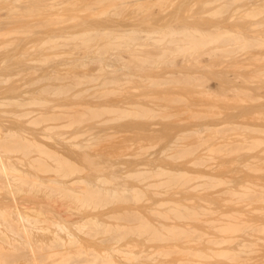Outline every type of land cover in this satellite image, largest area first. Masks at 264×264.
<instances>
[{
	"label": "bare ground",
	"instance_id": "obj_1",
	"mask_svg": "<svg viewBox=\"0 0 264 264\" xmlns=\"http://www.w3.org/2000/svg\"><path fill=\"white\" fill-rule=\"evenodd\" d=\"M9 1L11 2V0H9ZM152 1L153 0H47L46 2H44V0H35V2L33 3L32 10L34 11L33 13L37 12V15L34 14V16H32L33 13L31 14V9H30V11H29V9H27V7H26L27 5L25 6L26 8L24 7V9L29 11L30 13L28 12V14H31V16L26 14V12H23V13H25L24 15H28L29 18L31 17L32 19H35V20L41 19L39 22H36V23L34 22L35 28H37V30H38V28H41L40 29V31H41V30H44L43 28H45L44 26L46 25L47 27L45 28V31L47 29V32L45 35H44L45 32L43 33V35L45 37L43 35H42L43 37L40 35V39H38L39 37H37V39H33L32 41L29 37V34H31L30 30L28 31V32H30L28 34V36H26L27 34L24 35V36L28 37V39H30V41H28L30 43H28L27 45L28 46L31 45L33 47H36L37 51L36 50H34L35 52L31 51L33 53V55H34V53H35V55L36 54L38 55L37 58H35V57L33 58L30 55L28 56V54H26L29 52H26L24 59L29 60V59H38L39 58L42 61H43V59H45V57H46V60H48V59H65V61H63L61 64H63L64 62L66 64V62H68L67 64H71L72 66L75 65L74 66L75 70L73 69V67H72L73 70L71 69L73 72H71V70H70L71 66L70 67L66 66V68L64 67L66 70L64 68H62V69L64 71H67V68H68V70L71 72L70 75L71 74H72L71 76L74 75L73 77L76 78V80L79 77V79H78L79 82L77 80V83L73 77H72L73 80L71 78V80L74 82L75 86L73 85V82L72 83L70 82V83H71V86L73 85L72 88H77L79 90L78 92L81 94V96L83 95V98H84V95L86 98L88 97L87 95H89V97H90V95L92 96V93L94 95L96 94V96L98 94V95H100L98 97H101V96H103V94L101 95L99 93H102L103 89L105 87L107 90L109 88V91H111L113 87H120L121 89L119 88V90L122 91L125 89V88L122 89V87L124 86V83H125V82L123 83V80L125 78H129V77L132 78V76H134V74H136V75L140 74L139 76H142V78H140L138 76H136V77H138L137 79L139 81L141 79L143 80V83H141V85H139V86H141L145 90V91L143 90L144 92L150 93L149 90L152 87V89L155 90V94L157 95V93H159V89H158L159 87L156 88L158 90V92H157V90L154 88V86L157 87V84H159V86H160L161 83L168 80V79H166L164 81L163 79H161L163 82L161 81V83L160 82L158 83L156 78L163 74L161 72V67H163V66L166 67V64H167V66H169V64L178 65L177 60L174 62L175 59H181V60L182 59H187V60L189 59V64L193 67L192 68L188 64V66H190L189 75L192 74L191 68H192V70L195 68L193 71L195 72V75H196L195 70L197 68H199V66L206 65L205 69L209 67V66H207V63L210 60H208L207 63L205 62L206 64L201 63L202 59L200 57H201V55L203 56V54L205 55L206 53L210 55L211 58H209V59L214 58L213 60L216 59L215 61H217V59H218V61L220 59H222L219 62L217 61L216 63H215V61H212L211 63L212 64L214 63V65L216 64L215 66L220 64L221 66L224 67V65L226 66L225 63L229 61V62H233V65L236 67L235 69L240 70L241 68H238L239 63H237L238 65H236V63H234V60L236 61V60L240 59L241 57L243 58V59L241 58L242 60H245L244 55H246V54H247L246 56H250V57L252 56L253 58L257 57L256 56L257 54H254V52L251 53V50L258 45L264 44V0H156V1L154 0L156 3H154V1L153 2ZM20 2H23V1L20 0L19 3ZM24 2L30 3L28 0H24ZM13 3L14 2H12V5H13ZM6 5H7V3H6ZM4 6H0V7H4ZM7 6H9V5H7ZM17 6L19 7L20 5L18 4ZM42 7L47 8V10L44 8V10H46V11L45 12L42 11L43 13H40L41 9H43ZM5 8H7V7H5ZM14 9H18V8L15 6ZM37 9L39 11H36ZM20 10L25 11L22 9H20ZM10 11L11 10H9V13H10ZM18 11L19 10H17V13H18ZM14 12H16V11L14 10ZM165 12H166V15H164ZM9 13H8V15H9ZM11 13H13V12H11ZM38 13L41 15L43 14V16H39ZM158 13H160V14H158ZM20 14H21V12L19 13V16L16 14V17L13 15H10L9 17H11V16L14 17L15 18L14 22H18V21H20L19 18L20 17L22 18V15L20 16ZM6 16L7 15H5L4 18H6ZM44 16H46V17H44ZM2 17H0V18H2ZM28 17H26V19ZM43 17H44V19H43ZM17 18H18V20H17ZM10 19H12V18H10ZM23 19H25V18L24 17L22 18L23 23H22V21L20 22L22 25L26 21V19L25 20H23ZM27 21H30V20L28 19ZM8 22H10V21H8ZM32 22H30V23L27 22L25 24V26H27L28 23H29L28 26L29 25L34 26V24ZM43 22L46 24H44ZM40 23H41V25L44 24V25H42L43 27L38 25ZM11 24H13V23H11ZM6 25H9V23L6 24V22H5V26ZM22 25H19L20 28L19 27L18 28L15 27V28H17L18 30H21V28L23 27L21 34H23V33L25 34L28 30L27 29L28 26L24 27ZM17 29H15V33L18 32ZM34 29L31 28V30H33V32H34ZM37 30H35L34 33H37L36 32ZM40 31L38 30V32L40 34H42ZM17 35H19V34H17ZM10 36H12V35H10ZM21 36L23 37V35H21ZM32 36H35V35L32 34ZM7 37H9V36H7ZM14 37L16 38V36H14ZM15 38H9V39H11V40L13 39V41H14ZM4 40H8V39L5 37ZM21 40H23V39H21ZM26 40H27V38H26ZM36 40H39V41H36ZM35 41L37 43H35ZM227 42L239 44L238 49H236L235 52H232V53L231 52H224V53L220 52L219 50ZM5 44L3 45V48H2V43H1L0 48L3 51H5L4 54H7L6 50H8V49L4 50V48H6ZM12 44H13V42H12ZM16 46L20 47L18 44ZM8 47H9V45H8ZM13 47H15V46H13ZM13 47H11V49ZM15 48H17V47H15ZM27 49H26V51H27ZM32 49H35V48H31L30 50H32ZM18 51H21V50L19 49ZM10 52H9V54H10ZM22 52H24V51H22ZM1 53L2 52H0V54ZM12 53H14V51ZM16 54L18 55V53H16ZM20 54H22V53H19L18 57L20 56ZM239 56H241V57L239 58ZM13 57H15V59H18L17 56L12 55V57H10L9 60L13 59ZM25 57H27V58H25ZM207 57H209V56H207ZM230 57H232V60ZM235 57L238 59L233 60V58H235ZM227 58H229L231 61L228 60ZM112 59H114L116 63L111 62ZM127 59H130V61L127 62ZM22 60H23V58H22ZM22 60H21V62H22ZM41 60H40V63H41ZM107 60H109V61H107ZM240 60H238V61H240ZM257 60H255V62ZM21 62H18V63L20 64ZM38 62H39V60L36 63H38ZM91 62H93V63L95 62L97 65L96 64L92 65L93 68L90 66L91 68L89 69L88 68L89 66L87 67V64L89 65V63H91ZM110 62L114 63V64H112V66H113L112 69H108V68H110L109 66H111ZM180 62L182 63V64L181 63L180 64L183 65V60ZM11 63H12V61H11ZM13 63H15V61ZM33 63H34V61H33ZM33 63H32L31 67L34 66ZM36 63H34V64L36 66L37 65L39 66V64H36ZM73 63H74V65H73ZM221 63H223V64H221ZM23 64H25V63H23ZM23 64H22V66H23ZM26 64L24 65V67L27 68L28 66H26ZM44 64H46V63H44ZM47 64L49 65V63H47ZM50 64H51V66H53L54 63L51 62ZM56 64H58V63H56ZM184 64H185V62H184ZM229 64H231V63H228L226 67H228ZM5 65H11V64L7 63ZM106 65H108V68L106 67ZM214 65H213V67H215ZM220 65H219L218 69H220ZM250 65L252 66V64H250ZM250 65H248L247 67H249ZM3 66L4 65H2V67ZM188 66H187V68H188ZM184 67H186V65H184ZM184 67L182 66V68H184ZM247 67L244 69L249 70L251 68V67L250 68H247ZM76 68L80 71L76 70ZM171 68L172 67L170 66V71L173 72V70H171ZM215 68L217 69V67H215ZM175 69H177V68H175ZM179 69H177V70H179ZM199 69L203 71V69H201V68H199ZM199 69H197V71ZM28 70L29 69L27 68V71ZM185 70H186V68H185ZM208 70H210V69H208ZM56 71H57V69H56ZM75 71H77V73ZM174 71H176V70H174ZM183 71L184 70L182 69L181 72H183ZM202 71H200V73ZM214 71L212 70V72H214ZM249 71H250V72H248L249 74H247L246 70L242 71V69H241V71L236 73L237 75H239V77L242 75V77L246 81L245 85H243L244 82L242 84L240 83L241 86L242 85L243 86H247V85L249 86L251 83V85L254 86V87H252V89H254L256 86L255 81L257 80L255 77L258 78L257 84H259L260 82L262 84H264V67L257 66L254 69V71H253V68H251ZM4 72H6V69L4 70ZM18 72H19V70H18ZM215 72L213 74L218 75L220 73V71H217V72H219L218 74H217V72L216 73ZM240 72H245L246 73L245 76H243L244 74H241ZM221 73L219 74L218 77H221ZM16 74H18V73L16 72ZM166 74H168V73H164V75H166ZM175 74H176V72H175ZM180 74L181 73H179V75H178V73H177L178 77L180 76ZM182 74H184V73H182ZM2 75L6 76L7 73L6 74L3 73ZM187 75H188V73H187ZM187 75H185V77ZM213 76H215V75H213ZM223 76L225 77L224 73H223L222 77ZM233 76H235V74ZM21 77H22V75L19 76V79ZM25 77H27V75ZM173 77H174V75H173ZM191 77H194V73H193V76H191ZM191 77L188 76V79H186L187 78L186 77L185 80H188L186 82L183 80L186 86L189 85V84H187V83H189V80L193 79V78L189 79ZM203 77H205V76H203ZM226 77H227L226 80L229 83V84L227 83V85L231 86L233 84V86H235V84L231 82L234 78L230 81L228 76H226ZM237 77L235 78V81L233 80L234 82H236ZM3 78H4V76H3ZM28 78H29V75H28L26 81L29 80ZM30 78H31L30 80L32 81V76ZM41 78H43V77H41ZM169 78H171V76ZM211 78H212V76H211ZM230 78H232V77H230ZM252 78H254V79H252ZM134 79H136V78H134ZM164 79H165V77H164ZM194 79H195V77H194ZM197 79H198V76H197ZM240 79H241V77H240ZM242 79L240 82L243 81ZM150 80H151V82H150ZM41 81L39 82L37 80V86H39L38 83H40L41 86L45 84L44 82H42L43 84H41ZM45 81L47 82V80H45ZM62 81L64 82V80H62ZM170 81L172 84L173 81L168 80L169 83H170ZM204 81H206V80H204ZM221 81H222V78H221ZM59 82L60 81H58V82L55 81L53 83V81H52L54 86H55V83L58 84ZM63 82H62V86H63ZM174 82H175V80H174ZM174 82H173V85H174ZM179 82H181V81H179ZM198 82H201V81H198ZM52 83H50V84H52ZM65 83H66V85H65ZM65 83H64L65 86L70 84L69 82H68V84H67V82H65ZM201 83H203V82H201ZM201 83H200V85H202L201 88H203L206 85V83L204 86H203L204 83L203 84H201ZM33 84L36 85V82ZM53 84H52V86H53ZM129 84H131L130 81H129ZM138 84L139 83H135V86H138ZM222 84H224V83H222ZM12 85L10 86V89H11V87L12 88L14 87L15 89H17V87H18V89L20 88V86L18 84H17V86H16V84H14L13 86ZM23 85L24 84H22V86H21L22 88H23ZM76 85H77V87H76ZM185 85H182V86L185 87ZM195 85L199 89L200 85L199 84H195ZM41 86H39V87H41ZM60 86H61V84H60ZM127 86L133 89L132 86H134V83H133V85L131 84V85H127ZM139 86L137 88H139ZM174 86H176V85H174ZM218 86L215 85V87H217V88H218ZM233 86H231V87L233 88ZM238 86H235V87H238ZM24 87H26V86H24ZM27 87L29 89L28 85H27ZM39 87H38V89H39ZM124 87H126V85ZM206 87L209 90L212 88V85L207 84ZM235 87H234V89H235ZM257 87L259 88L261 86L259 85ZM58 88H60V87H58ZM66 88H64V89H66ZM68 88H70V87H68ZM101 88H103V89H101ZM110 88H111V90H110ZM188 88H186L187 89L186 91H188V90L190 91V89L192 87L189 89ZM248 88H251V87H248ZM28 89H26V90H28ZM34 89H36V88H34ZM38 89L36 90L37 92L40 90V89L39 90ZM115 89L112 90L111 93L108 92L107 94L112 95V93L113 94H114V92L116 93ZM141 89H139V91ZM170 89H169V91H171ZM182 89H183V87H182ZM74 90L75 89H72V93ZM100 90H101V92H100ZM154 90H151V91L153 92ZM167 90H168V88H167ZM202 90L207 91V89H204V88L201 89V91ZM257 90L258 89L256 88V95H258ZM52 91L54 92V90H51V92L50 91L49 92L52 93ZM69 91H70V89H69ZM127 91L128 90L125 91V93H124L125 95L127 94ZM137 91L138 90H136V92L133 93V95L134 94L136 95ZM147 91H149V92H147ZM172 91H175V90H172ZM183 91H184V94L185 93L188 94V92H185L184 89H183ZM193 91H195V93H196L195 87H193L190 92H193ZM26 92L24 91L23 92L24 94L22 92H20L21 95H20V93H17V95L24 97ZM35 92L34 93L32 92V93L35 94ZM88 92H92V93L89 94ZM104 92H106V91H104ZM130 92H131V90H130ZM162 92H165V91H162ZM210 92L212 93V91H210ZM69 93H71V91ZM141 93H142V90H141ZM146 93H143V95L147 96V98L148 97H150V98H149V100L147 98L144 99V96L141 94V97H143L142 99H144V100L147 99L146 101H144L145 102L144 104L141 105L142 102H139L140 100L138 99L139 100L138 105L142 106V107L141 106L138 107V109H140L142 112L139 110H136V112L138 111L140 115L136 112H133V110H132L134 108V111H135V109H136L135 106L136 107L138 106L136 103L137 99L136 100H134V99L133 100H128V99L125 100L126 98L124 96L125 101L124 102L120 101L121 104H119V100L122 98L119 96V93H118V96L116 95L117 97L120 98L117 102H115V103L119 104L117 106L115 104L113 105L114 102L112 103V105L108 104V103H110L109 100H111V102H112L113 98L108 99L109 102L106 101V99H107L106 95H105L106 98L104 96H103L104 99L101 98L103 100V103L105 101H106V103L108 102L107 105H106V103L104 105L106 107H103L104 113H102V111L98 110L99 109L98 107H102V105H103V103H102V105H101V103H99L101 100H98V97H97V99H96V97H95V99L92 98L93 96L91 98H87V100L92 99L91 101L88 100L89 103H91L93 101V99H94V101L97 100L99 103V105H98L97 103H95L93 101L94 106L97 107V105H98V107H97L98 109L96 108V110H98L99 113H101V114H99L98 111H96L98 113V114L96 113L94 115L96 118L93 117V115L91 114V112H93V111L90 112V110H91L90 108H93L92 103L90 104L91 107L88 106V109L85 108V109L89 110V112L92 116L86 110L85 112L87 113V115L89 114V116L92 117V120H93V118H95L94 119L96 122L95 127L92 126L94 129H97L96 127H99V129H102L98 123L109 122V124H110L113 121L114 122L116 121V123H113V125L114 124L117 125V121H121V120H123V122L129 121V120H127V118L129 119V117H130L129 114L131 116H132V114L133 115L136 114L137 117L141 116V115H142L141 117H143V114H144L143 119H145L146 117H148V118L153 117L152 121H154V119L156 120L157 116H159L158 117L159 119L167 118L166 119L167 123H168V119L171 120V122H169L170 125H167L169 127L167 129H170L171 127L175 128L174 132H173V130L171 132H168V130H167V133L165 131H163L164 134H166L168 137L167 140L164 139L165 135L161 136L162 131H160V130L156 131L157 134L160 133L159 138L160 139L163 138L165 141V145L163 143V147H162L161 141L160 142L157 141L159 138L156 140V138H157L156 137L155 138L156 141L153 138L151 139V137H155L153 135L151 136V134H150V132H153L152 130H150V132L147 131V133H148L147 134L145 129H144L145 127L141 128L142 124H140V123L142 122V120H140V118H138V120L140 121V123H138V124H140L141 127L139 125H136V126H138L141 130L137 129L138 127L136 128V131L132 128L135 126L134 124H137V123H134V124L132 123L134 121L132 118L135 119L136 117H134V116L132 118L130 117V120L132 119L133 121L131 122L132 125H131V123L129 125H131L132 127L128 125V123L130 121L127 122V126H126L127 129H130L129 127H131V130L135 131V134L138 130L140 132L141 131L144 132V135L150 134L149 136L146 135V140H144L147 143L150 142V145H146L147 143L144 142L143 139H140V141H138V142L141 145H142L141 142L143 141L144 146H148V147L151 146V149L155 148L157 150L159 144L157 145V148L154 147L153 145L154 144L156 145L157 144L156 142H158L161 145V146L159 145V147H161V149L159 148L160 149L159 154H158L159 156H157V153H155V156H154V154H153L154 149L151 150L149 147L150 153L152 152L151 154H153V157H155V158H156V156L158 157V158H156L158 161H155V158H152L154 160V162H151L150 158L152 156H151V154L149 155V150H148V152L146 151V149H148V147L147 148L142 147L143 148L142 149L139 146V148H141L139 153L142 154L141 150L142 151L144 150L147 152V154H145L143 157V161L139 162V159H138V157L140 156L139 153H137L139 156H137L136 154L134 156V154H132L131 152H130L131 154H128V152H126V149H129L130 147H132V144L136 142V141L133 142V138H134L133 136H135L138 139L141 136L140 132H137L139 134L137 136L133 135L131 133L130 136L133 135L131 137L132 142L130 141L131 138H128V139H127V137L125 138L126 140H129L130 143H132L130 147L127 146V148L125 147V149L123 148V150H122V148L119 151L116 150V152H119V153H121L120 151H124L123 156H121L122 158L119 156H118L119 158L114 156V159H117V162H120L119 160H122V162L124 163V168H123V166L119 165L124 169V171H121L120 168H119V170L121 172H124L126 174V176H123V175H121V176L130 179L131 181L128 179H127V181L128 182L133 181L132 182L133 184L131 186L129 185L130 187H126L127 185L124 182L126 185L125 187H121V188L119 187L118 189L113 188L111 200L112 201H113V199L115 200V201H113V203L114 202L117 203V201H118V203H120V206H122L123 202H125V203L132 202L131 204L134 206L133 202L138 203L141 201L140 205L137 204L134 206V208L131 205V206H129L130 208L128 207V209H127V210H129L128 211L129 214L131 215V213H132L133 214L132 216L135 217L134 219L136 221H134V219H133V221H134L133 224L135 225V223L136 222L137 223L135 226H133L131 228L128 227L127 230L129 232V234H131V236H130L131 239L128 238L129 243L127 242L128 244H126V247L129 246V248L125 247L126 249H128V251L127 250L123 251V253L127 252V253H129V255L131 254V257L128 256V258H127L128 254L125 253L126 258H123V260L126 259V260H124L125 262L124 261L122 262L119 260L118 263L119 264L120 263H122V264H264V121H262L263 115H262V118L259 115L261 121H259L260 119L258 118V120L255 121L257 123H253V124L247 122L249 119L247 121H246V119H244V117L245 118L249 117L251 115L250 113H254V112L256 113L257 111H260V112L263 111L262 109H264V101L262 100V102H260L261 101L260 100L259 101L260 103H256L251 107H249V106L248 107H241L242 105L241 106L238 105L239 107L235 106L236 108H238L237 112L231 113V109H230V114H229V111H228V113H226V114H229V115H227L228 118L233 119L232 121H237L236 124L242 127V129L239 132L237 131L238 133H236L235 130L234 131L231 130L232 133L235 132L236 134H234V136L232 135L233 137L230 136V138L226 137L227 138L226 142L228 144H230L227 147L226 142L223 143V145L220 143L222 146L218 142H216V146H214L215 144H213V143H214L215 139L217 138L216 141L219 140L218 136H216L214 134H213L214 137H216L214 140H213L214 137L211 134L210 135L212 136V138H210V139L204 138L203 134L206 131V129H203V130H205L203 132L201 126H198L199 129H198V127L195 128L196 125L194 127H193V125L188 126V124L186 125L185 123H183L184 120H182V118L180 120L183 122H181L180 120L178 121V119H175V117L177 115L174 117V116H171L173 114H171V113L168 114L167 112H166V114H168V115H165V112H163V111H165L169 108L168 107L169 105L167 106L165 104H168L171 102L173 103V101H175V100H172L169 98L171 100L170 102L161 103L163 100L160 99L161 101L159 104L155 100L158 96H156V98L153 97V99L155 100V101H153L151 99L153 94L151 93V96H149L148 94L146 95ZM11 94H12V92H11ZM14 94H16V93H14ZM27 94H29V96H30L31 93L28 92V93H26V95ZM33 94H31V95H33ZM172 94H174V93H172ZM190 94H192V93H190ZM212 94H214V93H212ZM216 94H218V93H216ZM259 94H261L260 91H259ZM263 94H264V91H263ZM7 95H8V93H7ZM26 95H25V99H26ZM51 95L53 96V93ZM62 95H63V93H62ZM62 95L60 94L61 97H62ZM72 95H74V94H72ZM139 95H140V93L138 92V96ZM256 95H255V97H256ZM15 96L16 95H14V98H13L11 95L10 97H12V98H9V95H8V99L16 100V98H18V96L17 97H15ZM34 96L36 97L37 95L30 96L29 102H31V99L37 100V98H35ZM52 96H51V100H53L52 98H55V96H58V95L56 94L55 96H53V97ZM68 96H69V94H68ZM160 96H163V95H160ZM23 97H21V99ZM42 97L45 99H43V98L41 100L38 99L39 101H35V103L37 102L36 105H38L39 103L42 104L44 102L43 100H46V97H44V96H42ZM112 97H115V96H112ZM218 97H220V96H218ZM258 97H261V95L260 96L258 95L257 99H258ZM19 98L17 99V101H19ZM86 98H84L85 101H86ZM108 98H110V97L108 96ZM131 98H133V97H131ZM178 99H179V101L181 100L180 98H178ZM221 99H223L224 103L227 101V100L225 101L224 98H221ZM257 99L253 100V98H252L250 100L257 102ZM12 100H10V102H12ZM51 100L48 99L45 101V103H47V101H48L49 105H51L52 104V103L50 104ZM81 100H83V99H81ZM157 100L159 101L158 98H157ZM176 100H177V96H176ZM211 100L213 101V99H211ZM2 101L3 100L0 98V104ZM25 101L27 103H29L27 100H25ZM41 101H43V102H41ZM54 101H51V102H54ZM122 101H123V99H122ZM16 102H15V107L17 104ZM20 102L21 101H19V105H20ZM45 103H43V104H45ZM57 103H59V102H57ZM65 103L66 102H64V104ZM83 103H85V102H83ZM83 103L82 104L78 103V104L83 105ZM86 103H87V101H86ZM175 103L176 102H174L173 104H175ZM212 103L210 102L208 104L210 105ZM23 104L27 105L25 102ZM95 104H97V105H95ZM132 104H135L133 106V108L130 107V105L132 106ZM227 104H229V103L227 102ZM232 104L233 103L231 102V105ZM2 105H3V103H2ZM2 105H1V107L5 106V104L3 106ZM12 105L13 104H11V108H13ZM25 105H24V107L22 105L21 106L23 108H25L24 111H26V112L22 111L21 109H20L21 111H15V112L12 111L11 112L10 109H8L9 113H7L9 117H11L12 113H14V114L16 113L15 115L13 114L14 116L12 115L13 117L19 116L18 117L19 120L16 119V121H13L14 119L12 120L11 118L8 119L10 121H13L14 123L20 122V120L23 121V122L21 121V124L18 123V125H20V127H21V131H22V128L24 127V125L28 124L27 120L32 117L31 115H33V117H34V115H35L34 113L38 110V108L37 109L32 108V106L34 107L35 105H31V107L28 106L29 104L27 106H25ZM53 105H54V103H53ZM39 106H35V107H39ZM41 106H42V108H44V107L47 108V106H44V107H43V105H41ZM213 106H215V104ZM229 106H230V104H229ZM229 106L226 105V107H229ZM26 107H27V110H26ZM28 107L30 108V110ZM65 107L66 106L64 105L62 108L65 109ZM78 107H80V106H78ZM85 107H87V105ZM165 107L167 109H165ZM226 107H224V108H226ZM105 108L109 109V111L107 110V112H110L109 114L105 113L106 112ZM172 109H174V108H172ZM176 109H178V108H176ZM210 109L212 110L213 108H210ZM0 110H1V108H0ZM17 110H18V108H17ZM33 110L35 111L34 113H33ZM211 110H210V112H211ZM79 111H81L80 113L84 112V110L82 112L81 109ZM161 111L164 115H162L161 113H157V112H161ZM218 111H217L219 113L218 117H220L222 115V112L220 115V110H218ZM222 111H224V110H222ZM233 111H235V110H233ZM28 112L30 114H28ZM44 112H46V111H44ZM85 112H84V114H86ZM130 112L131 113L133 112V113L131 114ZM170 112H174V111H170ZM36 113H40V111L38 110V112H36ZM214 113L211 115H214ZM76 114H77V116L79 115L78 113H76ZM84 114L82 115L83 118L80 116L81 117V119H80V117L78 116L79 117L78 119H80L81 122L83 121V123L86 120H87V122L90 121L91 118L89 116H86V115H85L86 116L85 117L86 120H85ZM102 114H104V115H102ZM247 114L249 116L246 117ZM258 114L257 115L252 114V115H254L255 118H257V117H259ZM1 115H2V113H1ZM154 115H155V117H154ZM74 116H75V118H77L76 115H74ZM88 117L90 119H87ZM170 117L172 119L174 117L173 121ZM207 117L209 118L210 114H208ZM213 117L214 116H211L210 118H213ZM215 117H217V113H215ZM253 117H251V118L249 117V118L252 120V119H254ZM2 118H0V119H2ZM148 118H147L148 121L151 120V118L150 119H148ZM203 118L205 119V117H203ZM214 118H213V120H214ZM223 118H225L224 115H223ZM223 118H222V120H225ZM30 120L32 123L33 119H30ZM175 120H177V124H174V126H172L171 123H173V122L176 123ZM185 120H187V118ZM199 120H201V119H199ZM208 120H210V119H208ZM222 120L219 121V123L222 122ZM1 121L2 120H0V122ZM148 121H146V122L148 123ZM152 121H149V123ZM163 121H165V120H163ZM188 121H191V120L188 119ZM211 121H212V119H211ZM13 122H12V125H9V127L13 126V124H14ZM55 122L57 123V120ZM70 122H67V123L71 125L72 123H70ZM90 122L91 123H88L87 126H89V124H93L92 121H90ZM123 122H120L122 124H120L118 122V128L114 126L116 128V130L117 129L119 130V128H121V129L126 128V127L124 128L123 126L120 127V125H123ZM134 122H136V121H134ZM146 122L143 121L144 124ZM158 122L159 121H157V123H155L157 129L154 128L155 125L152 124L153 128L156 130L160 129V126H161V125H157V124H159ZM197 122H200V121H197ZM250 122H253V120ZM74 123L77 124V121L76 122L74 121L73 124ZM208 123L209 122L207 121V124L205 123L203 125L205 127H206V125L208 127H210L209 125H211V124L210 123L208 124ZM229 123H231V122H229ZM232 123L234 125H236L234 122H232ZM15 124L13 126L14 128L12 129L14 132L11 131L9 133H12V134H10V135L8 134L10 137L12 135L14 137L13 133H15V134L19 133V132L21 133V131L19 129H18L19 131L16 130L15 126L17 124L16 125ZM144 124H143V126H145ZM189 124H190V122H189ZM124 125H126L125 122H124ZM152 125H151V127H152ZM199 125H201V124H199ZM234 125L232 126V128L234 127ZM237 125H236V127H237ZM79 126H81V128H82V126H84V125L79 124ZM105 126L109 127V129H107L108 127L105 129L110 130L109 125H105ZM204 126H203V128H204ZM212 126H214V125H212ZM6 127H8V124ZM16 127H19V126H16ZM146 127L149 128V126H147V125H146ZM208 127H206V128H208ZM10 128H12V127H10ZM76 128H78V127H76ZM93 128H91V129H93ZM5 129L6 128L2 124H0V140L1 141L7 135L6 134L3 137V134L5 133V131H7ZM27 129H25V131ZM63 129H64V127H63ZM113 129L114 128H112L110 130V132H108L107 130L106 131L100 130L101 131L100 133L98 132V129H97V133L95 136L100 134V137H101L106 132H108V133H106L107 135H104V138H109V137L111 138L113 136L112 133H116L115 130H114L115 132L114 131L111 132ZM143 129H144V131H143ZM171 129H173V128H171ZM230 129H231V127H230ZM10 130H8V131H10ZM33 130H31V132ZM84 130H86V128H84ZM165 130H166V127H165ZM207 130H208V132H210L209 129H207ZM219 130H222V129L220 128ZM15 131H17V132H15ZM67 131H68V129H67ZM201 131L203 134H201ZM213 131L215 132L217 130H213ZM225 131H227V129ZM22 132L25 133L26 136H27V134L31 133V132L30 133L24 132V128H23ZM44 132L45 131H42V133H44ZM208 132H206L205 137L207 136ZM227 132L229 133V131H227ZM82 133H78V134L81 135ZM92 133L93 132H91V135H92ZM129 133H130V131H129ZM31 134H33V133H31ZM62 134H64V132ZM84 134L87 135L86 133H84ZM157 134H156V136H157ZM186 134H188V135L190 134V135H192V137L187 138L188 135L186 136ZM8 135H7V137H8ZM34 135H36V134H34ZM64 135H66L68 137V134H64ZM88 135H89V133H88ZM91 135H90V137H91ZM108 135H109V137H105ZM110 135H112V136H110ZM210 135L208 133L209 137H211ZM223 135H224V133H223ZM51 136H54V135H51ZM82 136L85 137L83 134H82ZM2 137H3V139H1ZM83 137H81V138H83ZM92 137L94 139V135H92ZM118 137L115 136V139H118ZM147 137H150L151 141L152 140L153 141L152 142L147 141L149 139ZM24 138H25V136H24ZM123 138H122V140H123ZM136 138H134V140H136ZM140 138H142V137H140ZM231 138L233 139L234 142L232 140H229ZM30 139L31 138H29V140H27V141L30 142ZM85 139H87V138H85ZM97 139L99 140L100 138H98V136H97ZM97 139H95V140H97ZM115 139H113V142L111 139V141H110L111 144L113 143V145H114L115 143L117 144L118 141L120 142L119 139L117 141ZM235 139H238V140H235ZM83 140H84V138H83ZM98 140H97V142H99ZM101 140H103V139L101 138L100 141ZM126 140L124 141V143H126ZM181 140L182 141L184 140V141L181 142ZM209 140H210V142L212 141L213 143L212 142L209 143ZM80 141H81V139H80ZM87 141L89 142L91 140L89 139ZM87 141H85V143ZM114 141H115V143H114ZM194 141H196V142H194ZM219 141L224 142L225 139L219 140ZM235 141H237V142H235ZM242 141L245 142L246 146H243L244 144L240 145V143H244ZM246 141H249V142L246 143ZM72 142L75 143V139ZM91 142H93V141H91ZM153 142H155V143H153ZM1 143L2 142H0V145H1ZM32 143L29 145L33 146ZM81 143H84V142L81 141ZM124 143H121L122 146ZM139 143H135V144H139ZM238 143H239V146L235 145ZM111 144H109V145H111ZM177 144H179V145H177ZM35 145H37V144H35ZM127 145H129V144L127 143ZM176 145H177V147H175ZM218 145H220L221 147H219ZM224 145H226V146H224ZM1 146L3 147V145H1ZM1 146H0V183H1L0 185H3V187L5 188V189L4 188L3 189L7 193V194H5L7 196L5 198H8V200L7 199L6 200H7V202L9 201V204H10L9 206L11 208L10 209L11 212L10 211H8V212H10V214L12 215V216L11 215L10 216L16 220V222H15V220H13L15 222V224L18 223V225H16V226L20 227L19 228L20 231L19 230H16V231L21 232V234H22L21 236L23 237V240L28 245L27 249L29 250V255H30L29 258L31 259V262H32V263H30V259H29V263L30 264H41L42 261L41 262L38 261L37 256H36L37 254L34 251V248H33L34 246L32 245L33 243L30 242V238H31V237H29V228H30V219L29 218L30 217H29V215H27V213H26L27 211H26V209L23 208V205L21 206L17 202L18 201L16 198L17 193L15 194L16 191L13 189V185L15 184V181H13V179L15 180V177H16V175H14L13 171L16 170V168L14 166L12 167V165L9 163L8 155L6 154L7 149H2ZM114 146H116V145H114ZM135 146H137V145H135ZM232 146H234V147H232ZM117 147H119V146H117ZM116 149H118V148H116ZM136 149H138V147H136ZM5 150H6V152H4ZM132 150L133 149H131V151ZM110 151H109V153H110ZM137 151L138 150H136V152ZM111 152H113V151H111ZM98 153H100V152H98ZM234 153H236L235 157H233L235 155ZM231 154H233V156ZM110 155H111V153H110ZM115 155L117 156V154H115ZM107 156H106V158H107ZM229 156H230V158H229ZM214 158H216V159L219 158L220 160L216 161V159L214 160ZM96 159H97V157H96ZM136 159H138V161ZM101 161H103V160H101ZM106 161H109V160L107 159ZM115 161L116 160L112 161V159H111V162H115ZM58 162L59 161H57V163ZM92 162L93 161H90V164H92ZM94 163L96 164V161ZM101 163H104V162H101ZM108 163H110V162H108ZM97 164H99V162H97ZM110 170H111V168H110ZM119 170H117L116 172H118ZM113 174H115V173H113ZM116 174H118V173H116ZM123 177L121 178L122 180H123ZM81 180H84V178ZM104 181H105V179H104ZM121 181L119 180V183H121L120 186H124V183ZM82 182L80 180H78V183L75 182L74 186L72 185V187L77 189L76 191L79 193H81L80 190H83L84 187L86 186L85 185L83 187V185L86 181L84 183H82ZM119 183H117V184H119ZM112 184H110V185H112ZM114 184H115V182H114ZM53 185H55V184H53ZM85 189H86V187H85ZM119 190H121V191H119ZM124 192H126V193H124ZM106 193L107 192H105V194ZM102 198H103V200L105 199L104 197H102ZM126 200L127 201L129 200V201L126 202ZM7 204H6V208H7ZM84 205H85V202H84ZM125 205H127V204H125ZM2 209H3V206L1 208V210ZM4 210H5V208H4ZM120 211H121V209L117 211V212H119L118 213L119 215L123 216L125 214L126 217H128L126 219V221L129 220L132 222V220L129 219L130 216H127L129 214H126L127 211L125 209L123 211V213L125 212L124 214L122 213V211L121 212ZM3 213H2V215H3ZM5 214H8V213H5ZM11 217H8V218L10 219ZM32 222H34V221L32 220ZM0 223H2V222L0 221ZM124 224H123V226H124ZM58 225H60V223ZM65 225H67V224H64V226ZM60 227L65 229V227H63V225ZM117 227H119L120 229H123V227L121 228V223H118ZM2 228L5 229L4 227H2ZM14 231H15V229H14ZM125 234H127V232H125ZM125 234H122V235H125ZM119 240H121V239H119ZM119 247L120 246H118V248ZM55 258L56 257H54V259ZM54 261H56V260H54ZM42 264H44V263H42ZM57 264H60L59 259H58Z\"/></svg>",
	"mask_w": 264,
	"mask_h": 264
},
{
	"label": "rangeland",
	"instance_id": "obj_2",
	"mask_svg": "<svg viewBox=\"0 0 264 264\" xmlns=\"http://www.w3.org/2000/svg\"><path fill=\"white\" fill-rule=\"evenodd\" d=\"M19 1L20 0H11V2L8 0H0V6H4V7H0V17H2V18H0V42L2 43V48H3V45L5 44V47L6 48H4V50H6V49H8V50H6V52H7V54H4V52L5 51H3L1 48H0V52H2L1 54H0V98L3 100L2 102H1V104H0V108H1V110H0V118H2V119H0V120H2L1 122H0V124H2L6 129L5 130H10V131H5V133L3 134V137H4V135H10V134H12V133H9V132H11V131H13L12 129L14 128L13 126H14V124L16 123H14L13 121H16V119L17 120H19V116L18 117H13L15 114L14 113H12L11 114V117H9L8 116V114L7 113H9V110L8 109H10V111L12 112H15V111H24L25 110V108H23L24 107V105L25 104H23L24 102L28 105V106H30L31 107V105H35V106H39L41 103H39L38 105H36V103H35V101H39L38 99H42L43 97L42 96H44V97H46V100H48V99H50L51 100V94L53 93V96H55L56 94L58 95V96H55V98H52L53 100H51V101H54V102H51L50 101V104L51 105H49V102L47 101V103H45V101L46 100H43V101H41V102H43V103H45V104H41V105H43V107L44 106H47V108L50 110H48L47 108H42V106L40 105L39 107H33L32 106V108L33 109H37L38 108V110L40 111V113H36V112H38V110L35 112L34 110H33V113L35 114L34 115V117H33V115H31L32 117L30 118V119H33L32 120V123H31V120L30 119H28L27 120V125H24V132H26V133H30L31 132V130H33L31 133H33V134H27V136L25 135V133H23L22 131H23V128H22V131H21V127H20V125H18V123L19 124H21V121L22 120H20V122H17L15 125L16 126H19V127H16L15 126V128H16V130H20L21 131V133L23 134H21L20 132L19 133H13L14 134V137H13V135L10 137L9 135H8V137H7V135L4 137V139H3V137L1 138V139H3L2 141L0 140V142H2L1 143V145H3V147H2V149H7V155H8V160H9V163L12 165V167L14 166L15 168H16V170H14L13 171V173H14V175H16V177H15V180L13 179V181H15V186L13 185V189L16 191H14L15 192V194H16V198H17V202L19 203V205H23V208L24 209H26V213H27V215H29V219H30V228H29V237H31L30 238V242H32L31 244L34 246L33 248H34V251L36 252V256H37V259H38V261L39 262H41L42 261V263H44V264H57V262H58V259H59V263L60 264H119L118 263V261L120 260V261H124V260H126V259H124L123 260V258H126V256H125V253H127V252H125V253H123V251L124 250H127L128 251V249H126V248H129V246H127L126 247V244H128L129 242H128V238H130V236H131V234H129V232H128V227L129 228H131V227H133V226H135L136 225V223H135V225L133 224L134 223V221H136L134 218V216H132L133 214L131 213V215L129 214V210H127L128 209V207L129 206H131L132 204V202H129V203H125V202H123V204H122V206H120V203H118V201H117V203L116 202H114L113 203V201H115L114 199H113V201L111 200L112 199V193H113V188H121V187H125L126 185V187H130L133 183V181L132 182H130L131 180L130 179H128V178H126V177H123V176H126V174L124 173V172H121V171H124V163L122 162V160H119L120 162H117V159H114V156L115 157H117V158H119V157H121V156H123V152L124 151H120L121 153H119V152H116V150L117 151H119V150H121V148H122V150H123V148L125 149V147L127 148V146L128 147H130L131 146V144L132 143H130V141L132 142V136L133 135H139L137 132H140L139 130H141L138 126H136V125H139L140 126V124H142L140 127L141 128H144L145 129V131H146V133H147V131L148 132H150V130H152L153 132H150V134H151V136L153 135V136H155V137H151V139L153 138L154 140H155V138H156V140L160 137L159 135H160V133L159 134H157V132L156 131H162L161 132V136H164L165 135V137H164V139H166L167 140V135L166 134H164V132L163 131H165L166 133H167V130H168V132H171L172 130H173V132H174V127H171V128H173V129H167V128H169L167 125H170L169 124V122H171V120L170 119H168V123H167V121H166V119L167 118H165V119H159L158 117L159 116H157V118H156V120L154 119V121H152L153 120V117L151 118V117H146L145 119H143V117H144V114H143V117H141V116H138L137 117V115L135 114V115H133L132 113L133 112H136V110H139V111H141L140 109H138V107H140L142 104H144L145 102L144 101H146L147 99L149 100V98L150 97H148L147 98V96H145V95H143V93H146V92H144L145 90L141 87V86H139V85H141V83H143V80L141 79L140 81L137 79L138 77H140V78H142V76H139L138 74L136 75V74H134V76H132V78L131 77H129V78H125L124 80H123V83H124V86L126 85V87H122V89H124V90H119V88L120 87H113L112 88V90H114L115 88V91H116V93L114 92V94L112 93V95L111 94H107L108 92H112V90H111V88H110V90L111 91H109V88H108V90L106 89V87L103 89V88H101V89H103V92L104 91H106V92H102V93H99V94H103V96L105 97V95L107 96V99H106V101H108V99H112V102H111V100H109L110 101V103H108L109 105H112V103H113V105L115 104L116 106L117 105H119V104H121V102H124L125 100H136L137 102V105H138V103L139 102H142L141 103V105H138L137 107L135 106V111H134V108H133V106L135 105V104H132V106L130 105V107H132L133 109V112L131 113L132 114V116L129 114V116L132 118L133 116L134 117H136L135 119L134 118H132L134 121H136V122H134L132 119L130 120V117H129V119L127 118V120H129V121H124L125 122V124L126 125H124V122H123V120H121V121H117V125L116 124H114L113 125V123H116V121L114 122H112V123H110L109 124V122H107V123H98L99 124V126L102 128V129H99V127H96L97 129H98V132L100 133L102 130H104L105 128H107L108 126H105V125H109L110 126V130L112 129V128H114L111 132H113L114 130L116 131V133H112L113 134V136L112 135H110V136H112L111 138L109 137V135L108 136H105V137H109V138H104V135H107L106 133H108V132H110V130H107V129H109V127L107 128V129H105L104 131H108V132H104L105 134L104 135H102L101 137H100V134L99 135H97L98 136V138H102L103 140H101L100 141V139L98 140L97 139V136H95L96 135V133H97V129H94L92 126H94L95 127V124H96V122H95V114L97 113L96 111H102V113H104V108L103 107H106V106H104L105 105V103H106V101L103 103V100L101 99V98H103L104 99V97L103 96H101V97H98V96H100V95H98L97 94V96H96V94L94 95L92 92H88L89 94L90 93H92V96L90 95V97H89V95H87L88 97L87 98H94L95 99V97H96V99H97V97H98V100H101L99 103H101V105H102V103H103V105H102V107H98V105H99V103H98V101L97 100H95L94 101V99H93V101L95 102V103H97V104H95V105H97V107L99 108H97L96 106H94V104H93V101L91 102L92 103V106H93V108H90L91 107V103H89V101L88 100H90V99H88L87 100V98L85 97V95H84V98H86V101H87V103H86V101H85V99L83 98V95L81 96V94L78 92L79 90L77 89V88H72V86L74 85V82L72 81L73 80V76H71L70 75V73L71 72H73L72 70L75 68L74 66V63H73V65L74 66H72L71 64H67L68 62H66V64H65V62L63 63V64H61L63 61H65V59H48V60H46V57H45V59H43V61L41 60V59H24V56L26 55V54H28V56L30 55L31 57H35V58H37V54L35 55V53H34V55H33V53L31 52V51H33V52H35L34 50H36V47H33V46H31V45H27L28 43H30V42H28V41H30V39H31V41L33 40V39H37V37H39L38 39H40V35L42 36L43 35V33H44V35L46 34V32H47V29H46V31H45V28L47 27L46 25L44 26L45 28H43L44 30H41L40 31V29L41 28H38V30L42 33V34H40L39 32H38V30H37V28H35V23L36 22H39L40 20L38 19H32L31 17L29 18L28 17V15H30L31 16V14L34 12L33 10H32V7H33V3L35 2V0H28L30 3H28V2H24V0H21V1H23V2H20L19 3ZM47 0H44V2H46ZM154 1V0H153ZM152 1V2H153ZM156 1V0H155ZM154 1V3H156ZM12 2H14L13 3V5H12ZM158 2V1H157ZM6 3H7V5H9V6H7L6 5ZM23 3V4H22ZM20 5L19 7L17 6V5ZM12 5V6H11ZM27 5V6H26ZM29 5V6H28ZM11 6V7H10ZM15 6L18 8V9H14L15 8ZM27 7V9H29V11H30V9H31V14H28V12L29 11H27V10H25L24 9V7ZM5 7H7V8H5ZM13 7V8H12ZM25 7V8H26ZM9 8V9H8ZM43 9H41V11H40V13H43L42 11H46L47 10V8H45V7H42ZM44 8L46 9V10H44ZM20 9H22V10H25V11H21ZM5 12H4V11ZM7 10V11H6ZM9 10H11L10 11V13L11 12H13V13H9ZM14 10L16 11V12H14ZM17 10H19L18 11V13H17ZM36 11H39L38 9L36 10ZM4 12V13H3ZM7 12V13H6ZM21 12V14H20V16L22 15V18L24 17L25 19H26V17H28L27 19H26V21H25V23L22 25L20 22L22 21V18L20 19L18 16H19V13ZM23 12H26V14H28V15H24L25 13H23ZM8 13H9V15H8ZM18 15L17 17L19 18V20L20 21H18V22H14V20H15V18L14 17H9L10 15H13V16H15L16 17V14ZM30 13V12H29ZM34 14L35 15H37V12H35V13H33L32 14V16H34ZM46 14V13H45ZM158 14H160V13H158ZM5 15H7L6 16V18H4L5 17ZM38 15L39 16H43V14L41 15V14H39L38 13ZM164 15H166V12L164 13ZM26 16V17H25ZM47 16V15H46ZM46 16H44V17H46ZM36 17V16H35ZM44 17H43V19H44ZM10 18H12V19H10ZM18 18H17V20H18ZM41 18V17H40ZM9 19V20H8ZM25 19H23V20H25ZM30 20V21H27V20ZM16 20V21H17ZM8 21H10V22H8ZM33 21V22H32ZM5 22H6V24H8L9 23V25H6L5 26ZM27 22H32L33 24H34V26H28V24H27V26H25V24L27 23ZM35 22V23H34ZM11 23H13V24H11ZM22 23H23V21H22ZM44 23V22H43ZM22 25V26H24V27H27V32L30 30V32H31V34H29L30 32H26L25 34L23 33V34H21V31H22V28H21V30H18L17 28L19 27V25ZM32 24V25H33ZM44 24H46V23H44ZM44 24H42V25H44ZM38 25H40V26H42L41 25V23L40 24H38ZM15 27H17V28H15ZM38 27V26H37ZM43 27V26H42ZM20 28V27H19ZM31 28H35L34 29V32H35V30H37L36 32L39 34H37V33H34L33 32V30H31ZM15 29H17V31L18 32H16L17 34H19V35H17L16 33H15ZM10 30V31H9ZM9 31V32H8ZM14 31V32H13ZM15 33V34H14ZM14 34V35H13ZM27 34V35H26ZM28 34H29V37H30V39H28V37H26V36H28ZM32 34H34L35 36H32ZM6 35V36H5ZM10 35H12V36H10ZM21 35H23V37L21 36ZM24 35H26V36H24ZM38 35V36H37ZM43 35V36H44ZM7 36H9V37H7ZM14 36H16V38L14 37ZM33 38H32V37ZM42 36V37H43ZM5 37L8 39V40H4L5 39ZM27 38V40H26V38ZM41 37V38H42ZM45 37V36H44ZM9 38H15L14 39V41H13V39L11 40V39H9ZM21 39H23V40H21ZM16 40V41H15ZM4 41V42H3ZM6 41V42H5ZM36 41H39V40H36ZM35 41V43H37ZM12 42H13V44H12ZM34 42V41H33ZM1 43H0V45H1ZM26 43V44H25ZM34 43V44H35ZM19 45L20 47H18V46H16V45ZM8 45H9V47H8ZM12 45V46H11ZM33 45V44H32ZM13 46H15V47H17V48H15V47H13ZM36 46V45H35ZM1 47V46H0ZM11 47H13L12 49H11ZM30 47V48H29ZM238 47H239V44H237V43H231V42H227V43H225L223 46H222V48L219 50L220 52H222V53H224V52H235V50L236 49H238ZM15 48V49H14ZM28 48V49H27ZM31 48H35V49H32V50H30ZM20 49L21 51H18V50ZM26 49H27V51H26ZM11 52H10V51ZM30 50V51H29ZM10 52V54H9V52ZM14 51V53H12ZM22 51H24V52H22ZM37 51V50H36ZM26 52H29V53H26ZM31 52V53H30ZM254 52V54H257L256 56L257 57H250V56H246V55H244V59L245 60H242L243 58L241 57V56H239V58L242 60H240V59H238V58H233V60L234 59H238V60H240V61H238V60H234V63H236V65H238L237 63H239V66H238V68H241L242 69V71H244V70H246V73L247 74H249L248 72H250L249 70L251 69V68H253V71H254V69L257 67V66H260V67H264V44H262V45H258V46H256L255 48H253L252 50H251V53H253ZM16 53H18V55H19V53H22V54H20V58L18 57V55L16 54ZM26 53V54H25ZM38 53V52H37ZM250 53V54H251ZM8 57H7V56ZM12 55L13 56H17L18 57V59H15V57H13V59H11V60H9V58L10 57H12ZM249 55V54H248ZM10 56V57H9ZM27 56V57H28ZM207 56H209V57H207ZM246 56V57H245ZM255 56V55H254ZM27 57H25V58H27ZM42 57V56H41ZM40 57V58H41ZM208 59H207V58ZM8 58V59H7ZM22 58H23V60H22ZM30 58V57H29ZM43 58V57H42ZM201 59H202V61H201V63H207V61L208 60H210L208 63H207V66H209L208 68H206L205 69V66L206 65H202V66H199V68H201V69H203V71L202 70H200L199 68H197V69H199L198 71H197V69L195 70L196 71V75H195V72L192 70V66L189 64V59L187 60V59H182L183 60V65H181L182 63L180 62V61H182L181 59H175L174 60V62L177 60L178 61V65L180 66H178V65H171V64H169V66H167V64H166V67H161V72L163 73L162 75H160V76H158L156 79H157V81H158V83L160 82L161 83V79H163L164 81L166 80V79H168V80H172L173 82H174V80H175V82H174V85H176V86H174L173 85V82H172V84H171V81H170V83L168 82V80H166L165 82H163V83H161L160 84V86H159V84H157V87L156 86H154V88L156 89V88H158L159 89V93H157V95L155 94V90L154 89H152V87H151V89L149 90L150 91V93H146V95L148 94L149 96H151V93L153 94L152 95V97H151V99L153 100V101H155L156 100V102H158L159 104H160V101L161 100H163L161 103H168V102H170L171 100L170 99H172V100H175V101H173V103L174 102H176L175 104H173L172 102L171 103H168V104H165V105H169L168 107V109L165 107V109H167V110H165V111H163V112H165V115H168L169 113H171V114H173V115H171V116H176L175 117V119H178V121L182 118V120H184V122L183 121H181V122H183V123H185L186 125L188 124V126H192L193 125V127L196 125V127L195 128H197L198 126H201L202 127V130L203 129H206V131L205 130H203V132H204V134L202 133V131H201V134H203V137L204 138H208V139H210V138H212V136L211 135H216V136H218V138H219V140H223V139H225V141L224 142H220L219 140L218 141H216L217 140V138L216 137H214V135H213V140L215 139V141H214V143L213 144H215L214 146H216V142H218L219 144L221 143L222 145H223V143H225L226 141H227V138L226 137H229L230 138V136H234V134H236V133H238L241 129H242V127L241 126H239V125H237L236 123H237V121H232L233 119H230V118H228L227 117V115H229L230 114V109H231V113H235V112H237L238 111V108H236L235 106H241V107H251V106H253L254 104H256V103H260V102H262V100L264 101V94H263V91H264V84H262L261 82V84L259 83V84H257L258 82V78L257 77H255L257 80L255 81L256 82V86H255V88L254 89H252V87H254V86H252L251 85V81L249 82L250 83V85L248 86H243V85H245V79L242 77V75L241 74H244L243 76H245V72H240L241 74V79L243 80L242 82H240L241 81V79H240V77H239V75H237L236 73L237 72H239V71H241V69L239 70H237V69H235L236 67L233 65V62H224L225 64H226V66H227V64L228 63H231V64H229V66L228 67H226L225 65H224V67L223 66H221L220 64V69H218L219 68V65H217V66H215L214 65V63L212 64L211 62L212 61H215V60H213V59H209V58H211L210 57V55L209 54H203V56L201 55V57H200ZM231 58V60H232V57H230ZM20 59V60H19ZM228 60H230L229 58H227ZM257 60L256 62H255V60ZM260 59V60H259ZM7 60V61H6ZM9 60V61H8ZM15 61V63L17 64H15V63H13L14 61ZM21 60H22V62L23 63H27L26 64V66H28L27 68L29 69L28 71H27V68L26 67H24V65L25 64H23L22 62H21ZM34 61V63H36L38 60H39V62L38 63H36V64H39V66L37 65H35L34 63H33V61ZM37 60V61H36ZM40 60H41V63H40ZM45 60V61H44ZM51 60V61H50ZM62 60V61H61ZM111 60V59H110ZM126 60V59H125ZM220 60H222V59H220ZM219 60V61H220ZM230 60V61H231ZM11 61H12V63H11ZM26 61V62H25ZM31 61V62H30ZM47 61V62H46ZM59 61V62H58ZM61 61V62H60ZM107 61H109V60H107ZM130 61V59H127V62H129ZM191 61V60H190ZM217 61H218V59H217ZM217 61H215V63L217 62ZM218 61V62H219ZM244 61V62H243ZM18 62H21L20 64L18 63ZM29 62V63H28ZM54 63L53 64V66L55 67H53V66H51V64L50 63ZM111 62H115V60L114 59H112V61ZM110 62V65L112 66V64H114V63H111ZM184 62H185V64H184ZM242 62V63H241ZM7 64V63H9V64H11V65H5V64ZM32 63H33V67H31L32 66ZM44 63H46V64H44ZM47 63H49V65L47 64ZM56 63H58V64H56ZM108 63V62H107ZM116 63V62H115ZM187 63V64H186ZM205 63V64H206ZM22 64H23V66H22ZM91 64V65H90ZM96 63L94 62H91V63H89V65L87 64V67L90 69L91 67L93 68V66L92 65H95ZM188 64L192 67L191 68V71H192V74L191 75H189V70H190V66H188ZM194 64V63H193ZM200 64V63H199ZM212 64V65H211ZM218 64V63H217ZM221 64H223V63H221ZM250 65V64H252V66L250 65L249 67H247L248 65ZM2 65H4L3 67H2ZM21 65V66H20ZM45 67H44V66ZM57 65V66H56ZM65 65V66H64ZM97 65V64H96ZM184 65H186V67H184ZM213 65L215 66V67H217V69L215 68V67H213ZM247 65V66H246ZM257 65V66H256ZM49 66V67H48ZM62 66V67H61ZM66 66L67 67H70V70L72 69V67H73V69L71 70V72L68 70V68H67V71H64L62 68H66ZM91 66V67H90ZM111 66H109L110 68H108V65H106V67L108 68V69H112L113 68V66L111 67ZM170 66L173 68H171V70H173V72L172 71H170ZM178 66V67H177ZM182 66L184 67V68H182ZM187 66H188V68H187ZM197 66V65H196ZM212 66V67H211ZM48 67V68H47ZM57 67V68H56ZM116 67V66H115ZM203 67V68H202ZM250 68L249 70H247V69H244V68ZM2 68V69H1ZM47 68V69H46ZM64 68V69H65ZM78 68V67H77ZM76 68V70H78ZM81 68V67H80ZM79 68V69H80ZM175 68H177V69H183L184 71L183 72H181L182 71V69L179 71V70H177V69H175ZM185 68H186V70H185ZM6 69V72H4V70ZM25 69V70H24ZM56 69H57V71H56ZM208 69H210V70H208ZM2 70V71H1ZM18 70H19V72H18ZM61 70V71H60ZM66 70V69H65ZM75 70V69H74ZM174 70H176V71H174ZM208 70V71H207ZM212 70L214 71H220V73H221V77H218L219 76V72H217V74L218 75H216V74H213L214 72H212ZM9 71V72H8ZM18 73V74H16V72ZM64 73H63V72ZM78 71H80V70H78ZM200 71H202L201 73H200ZM211 71V72H210ZM30 72V73H29ZM76 73H77V71H75ZM175 72H176V74H175ZM210 72V73H209ZM215 72V73H216ZM6 74L7 73V75L5 76V75H2V74ZM9 73V74H8ZM25 75H24V74ZM29 73V74H28ZM164 73H168V74H166V75H164ZM172 73V74H171ZM177 73H178V75H179V73H184V74H180V76L178 77V75H177ZM187 73H188V75H187ZM193 73H194V77H195V79H194V77H191V76H193ZM212 73V74H211ZM223 73H224V75H225V79L222 77V75H223ZM17 76H16V75ZM69 74V75H68ZM171 74V75H170ZM202 76H205V77H201L200 75ZM206 74V75H205ZM209 74V75H208ZM235 74V76H233ZM9 75V76H8ZM20 75H22V77L19 79V76ZM27 75V77H28V75H29V82L28 81H26L27 80V77H25ZM76 75V74H75ZM164 75V76H163ZM170 77L171 76V78H169L168 76ZM173 75H174V77H173ZM185 75H187L186 77H185ZM208 75V76H207ZM213 75H215V76H213ZM3 76H4V78H3ZM8 76V77H7ZM16 76V77H15ZM32 76V81L30 80L31 77ZM136 76H138V77H136ZM188 76L189 77H191V78H189V79H192V80H189V83H187V84H189V85H185V83H184V81L186 82V81H188V80H185V78L186 79H188ZM197 76H198V79H197ZM211 76H212V78H211ZM226 76H228V78H229V80L231 81L233 78V80L235 81V78L237 77V80H236V82H234L233 80L231 81L232 83H234L235 84V86H238L240 83L242 84L243 82V85L241 86V84L238 86V87H235V86H233V84L231 85V86H233V88L231 87V86H228L227 85V80H226ZM7 77V78H6ZM18 77V78H17ZM41 77H43V78H41ZM73 77V78H72ZM77 77V76H76ZM136 78V79H134V78ZM163 77V78H162ZM164 77H165V79H164ZM173 77V78H172ZM178 77V78H177ZM209 77V78H208ZM230 77H232V78H230ZM6 78V79H5ZM41 78V79H40ZM71 78H72V80H71ZM178 80H177V79ZM183 78V79H182ZM204 78V79H203ZM211 78V79H210ZM221 78H222V81H221ZM23 79V80H22ZM78 79H79V77H78ZM77 79V80H78ZM132 79V80H131ZM155 79V80H156ZM252 79H254V78H252ZM37 80L40 82L41 80V84H43L42 82H44L45 84L44 85H40V83H38V85L39 86H41V87H39V86H37ZM45 80H47V82L45 81ZM53 81V83L56 81V82H58V81H60L59 83L61 84V86H60V84L58 83H55V86H54V84L52 83V81ZM58 80V81H57ZM62 80H64V82L62 81ZM67 80V81H66ZM71 80V81H70ZM74 80H76V78H74ZM77 80H76V83H77ZM184 80V81H183ZM204 80H206V81H204ZM209 80V81H208ZM224 80V81H223ZM228 80V81H229ZM26 81V82H25ZM50 83H52L53 84V86H52V84H50ZM128 81V82H127ZM129 81H130V83L133 85V83H134V86H135V83H139L138 84V86H139V88H137L138 86H132L133 87V89L132 88H130V87H128L127 85H131V84H129ZM156 81V82H157ZM179 81H181V82H179ZM198 81H201V82H203V83H201V82H198ZM229 81V82H230ZM36 82V85L35 84H33V83H35ZM62 82H63V86H62ZM65 82H67V84H68V82L70 83H72L73 82V85L71 86V83L70 84H68L67 86H65L66 85V83ZM78 82H79V80H78ZM150 82H151V80H150ZM167 82V83H166ZM248 82V81H247ZM27 83V84H26ZM48 83V84H47ZM64 83H65V85H64ZM200 83L201 84H203V86L205 85V83H206V85L208 84V85H212V88L211 89H209L210 91H212V93H214V94H212L209 90H208V88L206 87V85L203 87L204 89H207V91H204V90H202L201 91V89H203V88H201L202 87V85H200ZM216 83V84H215ZM222 83H224V84H222ZM14 85V84H16V86H17V84L20 86V88L18 89V87H17V89H15L14 87L12 88L11 87V89H10V86L11 85ZM22 84H24L23 85V88L21 87L22 86ZM31 86H30V85ZM50 84V85H49ZM168 84V85H167ZM181 84V85H180ZM191 84V85H190ZM195 84H199L200 85V87H199V89L197 88V86L195 85ZM229 84V83H228ZM12 85V86H13ZM27 85L29 86V89H28V87H27ZM33 85V86H32ZM46 85V86H45ZM182 85H185V87L184 86H182ZM215 85L216 86H218V88L217 87H215ZM224 85V86H223ZM255 85V84H254ZM261 86V87H257V86ZM24 86H26V87H24ZM75 86V85H74ZM168 86V87H167ZM173 86V87H172ZM33 87V88H32ZM38 87H39V89H38ZM58 87H60V88H58ZM67 87V88H66ZM68 87H70V88H68ZM76 87H77V85H76ZM182 87H183V89L185 90V92H188V94L187 93H185L184 94V91H183V89H182ZM193 88V87H195V90H196V93H195V91H193V92H190L191 91V89H190V91L188 90V91H186L187 89L186 88ZM234 87H235V89H234ZM245 87V88H244ZM248 87H251V88H248ZM34 88H36V89H34ZM42 88V89H41ZM56 88V89H55ZM64 88H66V89H64ZM130 88V89H129ZM137 88V89H136ZM142 88V89H141ZM167 88H168V90H167ZM171 88V89H170ZM181 88V89H180ZM188 88V89H189ZM198 90H197V89ZM217 88V89H216ZM256 88L258 89L257 90V94L260 96L261 95V97H258V99H257V96L258 95H256ZM26 89H28V90H26ZM36 91L37 89L39 90L38 92L36 91H34V90ZM44 89V90H43ZM64 89V90H63ZM69 89H70V91H71V93H69L70 91H69ZM72 89H75L74 91H73V93H72ZM77 89V90H76ZM119 91H118V90ZM121 89V88H120ZM138 90L137 91V94L135 95H133V93H135L136 92V90ZM139 89H141L142 90V93H141V90L139 91ZM169 89L172 91V90H175V91H169ZM32 90V91H31ZM51 90H54V92L52 91V93H50L51 92ZM61 90V91H60ZM126 90H128L127 91V94L125 95L124 93H125V91ZM130 90H131V92H130ZM144 90V91H143ZM151 90H154L153 92L151 91ZM157 90V89H156ZM182 90V91H181ZM214 90V91H213ZM26 92V93H31V94H33L34 92H35V94H33V95H37L35 98H37V100L36 99H31V102H29V98H30V96H33V95H31L30 94V96H29V94H27L26 95V93H25V95H26V99H25V95H24V97L23 96H20L21 95V93L20 92ZM50 91V92H49ZM121 91V92H120ZM149 91H147V92H149ZM162 91H165V92H162ZM168 91V92H167ZM180 91V92H179ZM199 91V92H198ZM259 91H260V93L261 94H259ZM262 91V92H261ZM11 92H12V94H11ZM33 92V93H32ZM75 92V93H74ZM100 92H101V90H100ZM119 93V96L120 97H122L121 99L119 98V97H117L118 96V93ZM138 92L140 93V97L138 96ZM157 92H158V90H157ZM178 92V93H177ZM210 92V93H209ZM7 93H8V95H9V98H14V95H16L15 97H17L18 95H17V93H20V95L18 96V98H19V101H21L20 102V105H19V101H17V99L18 98H16V100H12V99H8V95H7ZM14 93H16V94H14ZM55 93V94H54ZM62 93H63V95H62ZM69 94V96H68V94ZM131 95H130V94ZM169 93V94H168ZM171 93V94H170ZM172 93H174V94H172ZM190 93H192V94H190ZM202 93V94H201ZM204 93V94H203ZM216 93H218V94H216ZM12 95V97H10L11 95ZM14 94V95H13ZM24 94V93H23ZM60 94L62 95V97L60 96ZM67 96H66V95ZM72 94H74V95H72ZM77 94V95H76ZM79 94V95H78ZM122 94V95H121ZM141 94L144 96V99L145 98H147L146 100H144V99H142L143 97H141ZM7 95V96H6ZM39 95V96H38ZM47 95V96H46ZM71 95V96H70ZM117 95V96H116ZM133 95V96H132ZM160 95H163V96H160ZM172 95V96H171ZM182 95V96H181ZM255 95H256V97H255ZM28 96V97H27ZM50 96V97H49ZM52 96V97H53ZM80 96V97H79ZM108 96L110 97V98H108ZM112 96H115V97H112ZM124 96H125V98H124ZM129 98H128V97ZM156 96H158L157 98L159 99V101L157 100V98H156ZM176 96H177V100H176ZM190 96V97H189ZM207 96V97H206ZM218 96H220V97H218ZM21 97H23L22 99H21ZM58 97V98H57ZM61 97V98H60ZM70 97V98H69ZM131 97H133V98H131ZM135 97V98H134ZM138 97V98H137ZM153 97H155L156 99L154 100L153 99ZM165 97V98H164ZM168 99H167V98ZM172 97V98H171ZM184 97V98H183ZM255 97V98H254ZM32 98V97H31ZM100 98V99H99ZM106 98V97H105ZM118 98V99H117ZM131 98V99H130ZM141 98V99H140ZM170 98V99H169ZM174 98V99H173ZM178 98H180L181 100L179 101V99ZM220 98V99H219ZM221 98H224V100L226 101L225 103H224V101H223V99H221ZM253 98V100L254 99H257V102H255V101H251L250 99H252ZM263 98V99H262ZM43 99H45V98H43ZM58 99V100H57ZM80 99V100H79ZM81 99H83V100H81ZM116 99V100H115ZM120 99V100H119ZM122 99H123V101H122ZM125 99V100H124ZM140 101H139V100ZM161 99V100H160ZM211 99H213V101L210 100ZM10 100H12V102H10ZM25 100H27L29 103H27ZM92 100V99H91ZM90 100V101H91ZM119 100V104L118 103H115V102H117ZM142 100V101H141ZM169 100V101H168ZM261 100V101H260ZM7 101V102H6ZM17 101V102H16ZM24 101V102H23ZM34 101V102H33ZM74 101V102H73ZM79 101V102H78ZM121 101V102H120ZM139 101V102H138ZM251 101V102H250ZM260 101V102H259ZM15 102L17 103L16 104V107H15ZM56 102V103H55ZM57 102H59V103H57ZM64 102H66L65 104H64ZM83 103V102H85V103H83V105H80V104H78V103ZM180 104H179V103ZM183 102V103H182ZM207 102V103H206ZM214 103L215 104V106H213L214 104L212 103V104H208V103ZM227 102L230 104V106H229V104H227ZM231 102L233 103L232 105L234 106H232L231 105ZM249 102V103H248ZM2 103H3V105L5 104V106H3L2 105ZM32 103V104H31ZM53 103H54V105H53ZM69 103V104H68ZM107 103H106V105H107ZM157 103V104H158ZM224 103V104H223ZM247 103V104H246ZM8 104V105H7ZM11 104H13L12 105V107L13 108H11ZM50 106H48V105ZM68 104V105H67ZM78 104V105H77ZM222 104V105H221ZM244 104V105H243ZM1 105L3 106V107H1ZM10 105V106H9ZM23 107H22V106ZM27 105H25V106H27ZM53 105V106H52ZM59 105V106H58ZM66 106L65 107V109L64 108H62L63 106ZM87 105V107H85ZM217 105V106H216ZM226 105L227 106H229V107H226ZM9 106V107H8ZM19 106V107H18ZM56 106V107H55ZM78 106H80V107H77ZM83 106V107H82ZM88 106H90L89 108L91 109L90 110V112L91 111H93V112H91V114L93 115V117H95V118H93V120H92V117H90L89 116V114H90V112H89V110H87L88 109ZM144 106V105H143ZM163 106V105H162ZM173 106V107H172ZM232 106V107H231ZM238 106V107H239ZM41 107V108H40ZM82 107V108H81ZM142 107V106H141ZM180 107V108H179ZM221 107V108H220ZM224 107H226V108H224ZM17 108H18V110H17ZM29 108V107H28ZM60 108V109H59ZM85 108H87V109H85ZM96 108L98 109V110H96ZM171 108V109H170ZM172 108H174V109H172ZM176 108H178V109H176ZM210 108H213L212 110L210 109ZM220 108V109H219ZM21 109V110H20ZM81 109L82 110V112H83V110H84V112L87 110V112H89V114L87 115V113L86 114H84V112L83 113H80L81 111H79V110ZM131 109V108H130ZM207 109V110H206ZM227 109V110H226ZM26 110H27V107H26ZM29 110H30V108H29ZM32 110V109H31ZM48 110V111H47ZM95 110V111H94ZM105 110H106V114H109L110 112H107V110L109 111V109H106L105 108ZM131 110V111H132ZM178 112H177V111ZM210 110H211V112H210ZM218 110H220V115H221V112H222V115L220 116V117H218L219 115V111ZM222 110H224V111H222ZM226 110V111H225ZM233 110H235V111H233ZM263 111H264V109H262ZM2 111V112H1ZM43 111V112H42ZM44 111H46V112H44ZM79 111V112H78ZM99 111H98V113H99ZM169 111V112H168ZM170 111H174V112H170ZM218 111V112H217ZM228 111H229V114H226V113H228ZM263 111H257L256 113L254 112V113H250L251 115L249 116L248 114L246 115V117L247 116H249L250 118L251 117H253L254 115H257L258 113V116L260 115L261 116V118H262V115H263V120L262 121H264V112ZM4 112V113H3ZM24 112H26V111H24ZM31 112V111H30ZM95 112V113H94ZM142 112V111H141ZM166 112L168 113V114H166ZM217 113V117H215V113ZM263 112V113H262ZM1 113H2V115H1ZM19 113V112H18ZM32 113V112H31ZM76 113H78L79 115V117L81 116L82 118H83V114H84V118L86 117V116H89L87 119H90V121H92V123L93 124H89V126H87L88 125V123H91L90 121H88L87 122V120H86V118H85V122L83 123V121L81 122V117H80V119H78L79 117L77 116V114ZM97 113V114H98ZM136 113H138L139 114V112L137 111ZM157 113H161L162 115H164L163 113H162V111L161 112H157ZM214 113V115H211V114H213ZM262 113V114H261ZM14 114V115H13ZM28 114H30L29 112H28ZM90 114V115H91ZM99 114H101V113H99ZM142 114V113H141ZM175 114V115H174ZM208 114H210V117L211 116H214L213 118H214V120H213V118H208L207 116H208ZM226 114V115H225ZM252 114H254V115H252ZM13 115V116H12ZM73 115V116H72ZM74 115H76L77 116V118H75V116ZM86 115V116H85ZM91 115V116H92ZM102 115H104V114H102ZM140 115V114H139ZM158 115V114H157ZM179 115V116H178ZM206 115V116H205ZM223 115L225 116V118H223ZM2 116V117H1ZM71 116V117H70ZM260 116L259 117H257V118H255V116L253 117L254 119H252L253 120V122H250V121H252L249 117H247V118H245L244 117V119H246V121L248 122V123H251V124H253V123H257V122H255L256 120H258V118L260 119ZM13 117V118H12ZM74 117V118H73ZM154 117H155V115H154ZM174 117H173V119H174ZM178 117V118H177ZM197 117V118H196ZM203 117H205V119L203 118ZM223 119H225V120H222V118ZM14 119L13 121H10V120H8V119ZM57 118V119H56ZM138 118H140V120H142V122L140 123V121L138 120ZM147 118L148 119H150L151 118V120H149V121H152V122H150L149 123V121L147 120ZM169 118V117H168ZM171 118V117H170ZM187 118V120H185ZM203 118V119H202ZM221 118V119H220ZM227 118V119H226ZM73 119V120H72ZM76 119V120H75ZM137 119V120H136ZM159 119V120H158ZM172 119V118H171ZM173 119H172V121H173ZM188 119L189 120H191V121H188ZM196 119V120H195ZM199 119H201V120H199ZM208 119H210V120H208ZM211 119H212V121H211ZM220 119V120H219ZM57 120V123L55 122ZM80 122H79V121ZM161 120V121H160ZM163 120H165V121H163ZM194 120V121H193ZM217 120V121H216ZM222 120V122H220L219 123V121H221ZM25 121V120H24ZM71 121V122H70ZM75 121H77V124L76 123H74L73 124V122ZM133 121V122H132ZM139 121V122H138ZM143 121H148V123L146 122L145 124L143 123ZM157 121H159L158 123L159 124H157V125H161L160 126V129H158V130H156L157 129V127H156V125H155V123H157ZM188 121V122H187ZM196 121V122H195ZM197 121H200V122H197ZM207 121L211 124V125H209L210 127H208L207 125H206V127H208V128H206L203 124H207ZM259 121H261V119L259 120ZM10 122V123H9ZM12 122L14 123L13 124V126H10V127H12V128H10L9 127V125H12ZM23 122V121H22ZM67 122H70V123H72L71 125L70 124H68ZM118 122L120 123V122H123V125H120V127L121 126H123L124 128L127 126V122H129L128 123V125L132 122L133 124L134 123H137V124H134L133 126L134 127H132L131 125H132V123H131V125H129V126H131L135 131H136V128L137 129H139L137 132H136V134H135V131H132L131 130V127H129L130 129H127V127L125 128V129H121V128H119V130L117 129L116 130V128L115 127H117L118 128ZM163 122V123H162ZM165 122V123H164ZM175 122L176 123H171L172 124V126H174V124H177V120H175ZM187 122V123H186ZM189 122H190V124H189ZM212 122V123H211ZM229 122H231V123H229ZM232 122H234L236 125H237V127H236V125H234ZM30 123V124H29ZM81 124V125H84V126H82V128H81V126H79V124ZM138 123H140V124H138ZM162 123V124H161ZM198 123V124H197ZM208 123V124H209ZM217 123V124H216ZM7 124H8V127H6L7 126ZM56 124V125H55ZM101 124V125H100ZM103 124V125H102ZM120 124H122V123H120ZM143 124L145 125V126H143ZM149 124V125H148ZM155 125L154 126V128H156V129H154L153 128V125ZM199 124H201V125H199ZM6 125V126H5ZM30 125V126H29ZM67 125V126H66ZM75 125V126H74ZM146 125L147 126H149V128L151 127V125H152V127L149 129L148 127H146ZM166 125V126H165ZM212 125H214V126H212ZM234 125V127L232 128V126ZM22 126V125H21ZM28 128H26V127ZM91 126V127H90ZM98 126V125H97ZM103 126V127H102ZM112 126V127H111ZM115 126V127H114ZM203 126H204V128H203ZM212 126V127H211ZM45 127V128H44ZM55 127V128H54ZM63 127H64V129H63ZM76 127H78V128H75ZM165 127H166V130H165ZM223 127V128H222ZM230 127H231V129H230ZM80 128V129H79ZM84 128H86V130H84ZM91 128H93V129H91ZM153 128V129H152ZM212 128V129H211ZM222 129V130H219V129ZM25 129H27L26 131H25ZM44 129V130H43ZM54 131H53V130ZM66 129V130H65ZM67 129H68V131H67ZM91 129V130H90ZM144 129H143V131H144ZM164 129V130H163ZM191 129V128H190ZM198 129H199V127H198ZM201 129V128H200ZM207 129H209V131L210 132H208V130ZM227 129V131H229V133L231 134H229L227 131H225ZM237 129V130H236ZM239 129V130H238ZM18 130V131H19ZM74 130V131H73ZM82 130V131H81ZM101 130V131H100ZM125 130V131H124ZM130 131V133H129V131ZM213 130H217V131H213ZM234 131L235 130V132H233L232 133V131ZM42 131H45L44 133H42ZM73 133H72V132ZM114 131V132H115ZM187 131V130H186ZM185 131V132H186ZM222 133H221V132ZM224 131V132H223ZM231 131V132H230ZM238 131V132H237ZM14 132V131H13ZM15 132H17V131H15ZM64 132V134H68V137L66 136V135H64V134H62ZM83 132V133H82ZM89 133V135H88V133ZM91 132H93L92 133V135H94V139H93V137H92V135H91ZM124 132V133H123ZM142 132V131H141ZM140 132V134H141V136L140 137H142V138H140L139 137V139L138 138H136L135 136H133L134 138H136V140H134V138H133V142H135V143H139L138 141H140V139H143V141L144 140H146V135L148 134H145L144 135V132H142L141 133ZM172 132V133H173ZM188 132V131H187ZM186 132V133H187ZM200 132V131H199ZM206 132H208L209 133V135L211 136V137H209L208 136V133H207V136L205 137V134H206ZM213 132V133H212ZM226 132V133H225ZM48 133V134H47ZM78 133H82L85 137H83L82 136V134L80 135V134H78ZM84 133H86L87 135H85ZM131 133L133 134L132 136H130L131 135ZM223 133H224V135H223ZM34 134H38L37 136L36 135H34ZM75 136H73V135ZM110 134V133H109ZM115 134V135H114ZM118 134V135H117ZM149 134V135H150ZM156 134H157V136H156ZM200 134V133H199ZM200 134V135H201ZM19 135V136H18ZM30 135V136H29ZM34 135V136H33ZM46 135V136H45ZM49 135V136H48ZM51 135H54V136H51ZM90 135H91V137H90ZM149 135H147V136H149ZM188 134H186V136H187ZM190 135V134H189ZM187 136V138L189 137H192V135H190V136ZM24 136H25V138H24ZM29 136V137H28ZM32 136V137H31ZM48 136V137H47ZM64 136V137H63ZM79 136V137H78ZM87 136V137H86ZM115 136L116 137H118V139L120 140V142L118 141L117 142V144L115 143V141H114V145H116V146H114L113 145V143L111 144V139H112V142H113V139H115ZM221 136V137H220ZM232 136V137H233ZM7 137V138H6ZM81 137H83L84 138V140L85 141H87V140H91V141H93V142H91V141H87L86 143H85V141L83 140V138H81ZM124 137V138H123ZM127 137V139L128 138H131L130 139V141L129 140H126L125 138ZM225 137V138H224ZM28 138V139H27ZM29 138H31L30 139V142H28L27 140H29ZM37 138V139H36ZM85 138H87V139H85ZM122 138H123V140H122ZM145 138V139H144ZM147 138H149L150 139V137H147ZM162 138V137H161ZM195 138V137H194ZM222 138V139H221ZM36 139V140H35ZM74 139H75V143L74 142H72V141H74ZM80 139H81V141L82 142H84V143H81V141H80ZM95 139H97L99 142H97V140H95ZM107 139V140H106ZM110 139V140H109ZM118 139H115L116 141L118 140ZM147 140V141H151V139L150 140ZM160 139V138H159ZM157 140V141H161V145H162V147H163V143H164V145H165V141H164V139L162 140V139H160V140ZM186 139V138H185ZM33 140V141H32ZM109 140V141H108ZM126 140V143H124V141ZM155 140V141H156ZM229 140H232L233 141V139L231 138V139H229ZM235 140H238V139H235ZM143 141L141 142L142 143V145H143ZM153 141V140H152ZM151 141V142H152ZM163 141V142H162ZM184 141V140H183ZM182 140H181V142H183ZM199 141V140H198ZM197 141V142H198ZM33 142V143H32ZM35 142V143H34ZM144 142H146V141H144ZM194 142H196V141H194ZM210 142V140H209V143H211ZM230 142V141H229ZM234 142V141H233ZM235 142H237V141H235ZM241 142V141H240ZM242 142H244V141H242ZM249 141H246V143H248ZM33 144V146L32 145H29V144ZM78 143V144H77ZM121 143H124L123 144V146H122V144ZM127 143L129 144V145H127ZM135 143H133L132 144V147H130L131 149H133L132 151H131V149L129 148V149H126V152H128V154H134V156H135V154L137 155V156H139L138 157V159H139V162L141 161H143V157H144V155L145 154H147V152H148V150H149V147H150V149H151V146H142L140 143V145L139 144H135ZM147 143V142H146ZM153 143H155V142H153ZM157 144L155 145H153L154 147H156L157 148V145L159 144L160 145V143H158V142H156ZM227 143V142H226ZM35 144H37V145H35ZM109 144H111V145H109ZM121 146H120V145ZM145 144V143H144ZM152 144V143H151ZM181 144V143H180ZM220 144V145H221ZM244 144V145H243ZM135 145H137V146H135ZM146 145H150V142H148ZM159 145H158V148H157V150L155 149V148H152V149H154L153 150V154H154V156H155V153H157V156H159L158 154H159V150L161 149V147H159ZM160 145V146H161ZM177 145H179V144H177ZM177 145L175 146V147H177ZM212 145V144H211ZM220 145H218L219 147H221ZM230 144H228L227 143V147L229 146ZM232 145V144H231ZM235 145H238L239 146V143L238 144H235ZM240 145H243V146H246L245 145V142L244 143H240ZM110 146V147H109ZM117 146H119V147H117ZM139 146L142 148V147H145V148H147L148 147V149H146V151H142L141 150V152H142V154L141 153H139L140 152V149L141 148H139ZM181 146V145H180ZM179 146V147H180ZM217 146V147H218ZM224 146H226V145H224ZM248 146V145H247ZM135 147V148H134ZM136 147H138V149H136ZM182 147V146H181ZM232 147H234V146H232ZM114 150H113V149ZM116 148H118V149H116ZM120 148V149H119ZM160 148V149H159ZM112 149V150H111ZM143 149V148H142ZM151 149V150H152ZM113 151V152H111V151ZM128 150V151H127ZM136 150H138L137 152H136ZM109 151H110V153H111V155H110V153H109ZM135 151V152H134ZM4 152H6V150L4 151ZM98 152H100V153H98ZM131 152V153H130ZM113 153V154H112ZM117 154V156L115 155V154ZM137 153H139V155L137 154ZM144 153V154H143ZM152 153V152H151ZM150 153V150H149V155L151 154ZM102 154V155H101ZM153 154H151V162H154V160L152 159V158H155V157H153ZM235 155L233 156V154H231L233 157H235L236 156V153H234ZM238 154V153H237ZM108 155V156H107ZM148 155V156H149ZM230 155V156H231ZM101 156V157H100ZM106 156H107V158H106ZM119 156V157H118ZM156 156V158H158ZM230 156H229V158H230ZM238 156V155H237ZM96 157H97V159H96ZM112 157V158H111ZM142 157V158H141ZM112 159V161H114V160H116L115 162H111V159ZM122 158V157H121ZM155 158V161H158L157 159ZM108 159L109 161H106V160ZM138 159H136L137 161H138ZM216 158H214V160H215ZM101 160H103V161H101ZM220 159L219 158H217L216 159V161H219ZM57 161H59L58 163H57ZM90 161H93L92 162V164H90ZM96 161V164L94 163ZM106 161V162H105ZM97 162H99V164H97ZM101 162H104V163H101ZM108 162H110V163H108ZM214 162V161H213ZM114 163V164H113ZM122 163V164H121ZM212 163V162H211ZM106 164V165H105ZM60 165V166H59ZM97 165V166H96ZM111 165V166H110ZM119 165H121V166H123V168L121 167V166H119ZM108 166V167H107ZM11 167V168H12ZM74 168V169H73ZM100 168V169H99ZM110 168H111V170H110ZM119 168L121 169V171L119 170ZM14 169V168H13ZM12 169V170H13ZM74 171H73V170ZM113 169V170H112ZM123 169V170H122ZM115 170V171H114ZM117 170H119L118 172H116ZM16 173V174H15ZM113 173H115V174H113ZM116 173H118V174H116ZM111 174V175H110ZM115 175V176H114ZM121 175H123V176H121ZM119 176V177H118ZM121 176V177H120ZM51 177V178H50ZM123 177V180L121 179ZM49 178V179H48ZM84 178V180H81V179H83ZM126 178V179H125ZM97 179V180H96ZM104 179H105V181H104ZM127 179L128 180H130L129 182L127 181ZM54 180V181H53ZM78 180H80L82 183H84L85 181V183H84V185H83V187L85 186L86 187V189H85V187H84V189L83 190H80V192L81 193H79V192H77L76 190L77 189H75V188H73L72 187V185L74 186V183L76 182V183H78ZM114 180V181H113ZM119 180L121 181V182H125L126 183V185H125V183H124V186H120L121 185V183H119ZM47 181V182H46ZM118 181V182H117ZM107 182V183H106ZM114 182H115V184H114ZM113 183V184H112ZM117 183H119V184H117ZM129 183V184H128ZM131 183V184H130ZM1 184V183H0ZM53 184H55V185H53ZM110 184H112V185H110ZM117 184V185H116ZM115 185V186H114ZM123 185V184H122ZM130 185V186H129ZM4 187H3V185H0V213L2 212H4L3 213V215H2V213L0 214V221L2 222V223H0V264H30V263H32L31 262V259L29 258L30 257V255H29V250L27 249L28 247V245H27V243L23 240V237L21 236L22 234H21V232H19L20 230H19V228L20 227H17L16 225H18V223L17 224H15V222H16V220L15 219H13L11 216V214H10V212H11V208H10V204H9V201L7 202V200H8V198H5V197H7L5 194H7L6 193V191L3 189ZM51 189V190H50ZM4 190V191H3ZM79 191V190H78ZM119 191H121V190H119ZM5 192V193H4ZM105 192H107L106 194H105ZM117 192V191H116ZM119 193V192H118ZM124 193H126V192H124ZM18 195V196H17ZM102 197H104L105 199L103 200V198ZM7 199V200H6ZM6 200V201H5ZM124 201V200H123ZM129 201V200H128ZM127 200H126V202H128ZM84 202H85V205H84ZM122 202V201H121ZM141 202V201H140ZM140 202H138V203H134L133 202V204H134V206L135 205H137V204H141ZM8 203V204H7ZM127 204V205H125V204ZM6 204H7V208H6ZM125 207H124V206ZM2 206H3V209L1 210V208H2ZM9 206V207H8ZM120 206V207H119ZM134 206L132 205V207L134 208ZM124 207V208H123ZM131 207V208H132ZM4 208H5V210H4ZM123 208V209H122ZM130 208V207H129ZM7 209V210H6ZM121 209V211H122V213H123V211H124V209L127 211V213L126 214H129V215H127V216H130L129 217V219H131L132 220V222L131 221H126V219L128 218V217H126V215L124 214L123 216L122 215H119L118 213L119 212H117L118 210H120ZM4 210V211H3ZM8 211H10V212H8ZM116 211V212H115ZM120 211V212H121ZM5 213H8V214H5ZM11 215V216H10ZM4 217V218H3ZM8 217H11L10 219L8 218ZM5 219V220H4ZM133 219H134V221H133ZM13 220H15V222L13 221ZM32 220L34 221V222H32ZM33 223V224H32ZM60 223V225H58V224ZM118 223H121V228L123 227V229H120L119 227H117V224ZM125 223V224H124ZM64 224H67V225H65L64 226ZM69 224V225H68ZM123 224H124V226H123ZM63 225V227H65V229L64 228H62V227H60V226H62ZM120 225V224H119ZM127 225V226H126ZM67 226V227H66ZM126 226V227H125ZM2 227H4L5 229H3ZM68 228V229H67ZM126 228V229H125ZM14 229H15V231H14ZM16 230H19L18 232L16 231ZM127 232V234H125V232ZM12 232V233H11ZM16 232V233H15ZM32 232V233H31ZM123 232V233H122ZM125 234V235H122V234ZM20 236V237H19ZM121 236V237H120ZM21 238V239H20ZM119 239H121V240H119ZM127 239V240H126ZM131 239V238H130ZM129 239V240H130ZM126 241V242H125ZM128 242V243H127ZM131 243V242H130ZM131 245V244H130ZM118 246H120L119 248H118ZM126 247V248H125ZM128 255H127V258H128V256L129 257H131V254L129 255V253H127ZM56 257L55 259H54V257ZM29 259H30V263H29ZM54 260H56V261H54ZM128 260V259H127ZM51 261V262H50ZM49 262V263H48ZM62 262V263H61ZM125 262V261H124ZM41 263V264H42ZM120 264H122V263H120Z\"/></svg>",
	"mask_w": 264,
	"mask_h": 264
}]
</instances>
